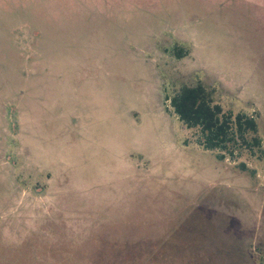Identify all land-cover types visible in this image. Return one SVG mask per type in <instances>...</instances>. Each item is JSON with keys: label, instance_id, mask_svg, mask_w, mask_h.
<instances>
[{"label": "rangeland", "instance_id": "rangeland-1", "mask_svg": "<svg viewBox=\"0 0 264 264\" xmlns=\"http://www.w3.org/2000/svg\"><path fill=\"white\" fill-rule=\"evenodd\" d=\"M0 264H264V0H0Z\"/></svg>", "mask_w": 264, "mask_h": 264}, {"label": "trees", "instance_id": "trees-1", "mask_svg": "<svg viewBox=\"0 0 264 264\" xmlns=\"http://www.w3.org/2000/svg\"><path fill=\"white\" fill-rule=\"evenodd\" d=\"M170 107L184 127L199 130V145L208 151H223L230 145H247V135L257 131L254 118L242 114L233 118L224 113L220 105L214 104L211 93L200 84L182 87L170 99ZM251 141L259 144L256 137Z\"/></svg>", "mask_w": 264, "mask_h": 264}]
</instances>
